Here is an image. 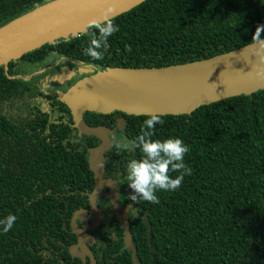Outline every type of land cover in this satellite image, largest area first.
Returning a JSON list of instances; mask_svg holds the SVG:
<instances>
[{
	"label": "trees",
	"instance_id": "16d2710c",
	"mask_svg": "<svg viewBox=\"0 0 264 264\" xmlns=\"http://www.w3.org/2000/svg\"><path fill=\"white\" fill-rule=\"evenodd\" d=\"M49 1L0 0V27ZM112 19L120 31L103 60L84 54L95 31L87 28L0 65V220L17 216L9 232L0 231V264H82L69 253L76 241L70 220L89 208L87 158L100 141L78 134L66 103L46 84L72 72L165 68L247 46L264 26V0H145ZM161 117L153 139H182L192 173L178 190L158 192L159 204L128 198L127 163L140 158L138 149L105 153L104 176L118 183L119 204L133 208L128 223L139 263L264 264V90ZM148 118L83 113L87 125L116 129L123 142L135 140ZM101 209L106 221L90 246L96 263L132 264L119 223Z\"/></svg>",
	"mask_w": 264,
	"mask_h": 264
},
{
	"label": "water",
	"instance_id": "95a60500",
	"mask_svg": "<svg viewBox=\"0 0 264 264\" xmlns=\"http://www.w3.org/2000/svg\"><path fill=\"white\" fill-rule=\"evenodd\" d=\"M145 0H51L0 27V65L18 60L41 46L85 32L92 20L114 18ZM264 43V38L261 39ZM57 97L70 111L73 128L79 135L94 136L100 143L88 154L94 187L88 196L89 211L79 209L71 216L70 229L76 244L69 253L90 264H97L88 244L103 219L97 201L104 198L115 211L123 231L125 248L131 251L132 264H140L136 256L127 215H120L117 200L119 188L112 179H104L105 153L116 141L114 129L91 127L83 120L84 112L150 116L189 115L197 108L240 95L264 90V47L253 43L209 59L165 68H112L85 73ZM122 130L123 122H117ZM107 187L109 191L103 192ZM80 219L81 226L76 221ZM91 220V224L87 222Z\"/></svg>",
	"mask_w": 264,
	"mask_h": 264
},
{
	"label": "clouds",
	"instance_id": "9594fccd",
	"mask_svg": "<svg viewBox=\"0 0 264 264\" xmlns=\"http://www.w3.org/2000/svg\"><path fill=\"white\" fill-rule=\"evenodd\" d=\"M88 27L95 31L90 34V42L84 48V54L92 60H103V49H107L109 37L119 32L120 27L107 15L103 20L90 21ZM258 29L253 36V46L264 47L261 41L264 26ZM126 51L131 52V47L126 46ZM163 124L161 115L153 113L144 120L141 133L135 140L123 143L113 141L114 146L121 151L138 149L141 153L139 159H131L127 163V184L131 189L128 198L131 204H159L158 192L178 190L184 177L192 173V169L184 163V157L190 149L182 139H153L156 126ZM172 173L178 175L173 178ZM16 220L17 216L12 214L0 220V231L5 234L9 232Z\"/></svg>",
	"mask_w": 264,
	"mask_h": 264
},
{
	"label": "flooded vegetation",
	"instance_id": "af4514ba",
	"mask_svg": "<svg viewBox=\"0 0 264 264\" xmlns=\"http://www.w3.org/2000/svg\"><path fill=\"white\" fill-rule=\"evenodd\" d=\"M84 76V75H83ZM83 76H81V77H83ZM81 77H79V78H81ZM79 78H75L76 80H78ZM75 79H73L72 80V82H70V83H67V85H68V87H70L76 80ZM67 87V88H68ZM114 136H115V138H116V141H117V138H118V135H117V132H116V129H114ZM114 146V145H113ZM103 178L104 179H110V178H108V177H105V176H103ZM113 180V179H112ZM115 181V180H114ZM116 182V181H115ZM116 184H117V186H118V188H119V185H118V183L116 182ZM94 187V186H93ZM109 191V189L107 188V187H104L103 188V192L104 193H107ZM119 195H120V188H119ZM119 195H118V200H117V203H118V206L121 208V210H120V215H122V214H126L127 215V218H128V216H129V213L130 212H133V208H131V210H130V206H128V205H125V206H122V205H120L119 204ZM88 206H89V203H88ZM97 207H98V209L101 211V213L103 214L102 215V217H103V219L101 220V222L99 223V225L102 223V222H105L106 221V217L104 216L105 215V213L103 212V210L101 209V207H104V208H110L111 209V212H112V214H113V217H114V219L117 221V218H116V214H115V211L113 210V208H112V206L110 205V203H109V201L108 200H106V199H104V198H101V199H99L98 201H97ZM89 211V208H88V210H87V212ZM91 220H89L88 222H87V224H91ZM118 222V221H117ZM128 222H129V218H128ZM76 223L79 225V226H81V222H80V219H78L77 221H76ZM119 223V222H118ZM99 225L97 226V228L99 227ZM119 227H120V223H119ZM96 228V229H97ZM96 229H94V230H86V235L87 236H92V232H94ZM121 229V228H120ZM122 230V229H121ZM122 233H123V231H122ZM73 234V233H72ZM76 237V236H75ZM93 237V236H92ZM93 242H94V240L92 241V243L91 244H88L87 246H88V248L90 249V246L93 244ZM76 244V241H75V243L73 244V245H75ZM72 245V246H73ZM70 249V248H69ZM91 250V249H90ZM78 258V257H77ZM86 261H88L89 262V259L86 257L85 259H84V261L82 260L81 262H82V264H85V262ZM96 261V260H95ZM89 264H90V262H89Z\"/></svg>",
	"mask_w": 264,
	"mask_h": 264
},
{
	"label": "rangeland",
	"instance_id": "374dc122",
	"mask_svg": "<svg viewBox=\"0 0 264 264\" xmlns=\"http://www.w3.org/2000/svg\"><path fill=\"white\" fill-rule=\"evenodd\" d=\"M84 71H86V70H84ZM83 73L84 74L88 73V71L87 72H74V73L72 72V73H68L67 76H65V77H63V78H61L59 80L50 81V82H48L46 84L45 90H46V92L51 93V94H53L55 96H57V94H59V93H64L67 90V87H68L67 83L72 82V80H73V78L75 76H76V79L79 78L80 77L79 75H81ZM117 141L121 142V143L123 142V140L121 138H119V137L117 138Z\"/></svg>",
	"mask_w": 264,
	"mask_h": 264
}]
</instances>
